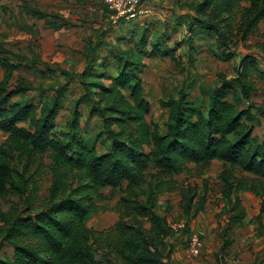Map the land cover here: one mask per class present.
I'll return each instance as SVG.
<instances>
[{
	"label": "trees",
	"instance_id": "trees-1",
	"mask_svg": "<svg viewBox=\"0 0 264 264\" xmlns=\"http://www.w3.org/2000/svg\"><path fill=\"white\" fill-rule=\"evenodd\" d=\"M185 7L191 18L187 42L203 35L213 38L221 50L215 57L224 62L236 57L234 49L264 21V0H201ZM23 8L51 29L72 26L26 2ZM150 35L145 28L133 48L114 54L115 76L108 75L107 60L100 64L101 72L95 61L78 73L84 96L75 103L66 130H57L56 124L64 88L38 103L27 99L32 83L11 81L29 66L14 62L15 54L0 47V131L7 135L0 145V200L10 204L6 212L0 207V243L13 249V257L1 256L0 264H171L177 238L156 210L160 196L180 188L177 175L201 177L213 161L230 168L220 174L222 197L232 203L224 235L245 219L240 194L264 193V138L254 135L264 116L250 101L254 86L249 79L258 60L241 56L237 76L222 78L205 101L190 100L182 91L162 101L168 121L161 132L147 120L151 104L141 77L143 60L176 61L178 48L163 40L151 42ZM34 63L68 79L76 76L40 60ZM260 74L264 78V71ZM81 100L90 104V116L100 120L96 139L83 128ZM104 137L107 146L100 144ZM108 188L120 194L118 220L106 230H93L87 218L103 209L97 200ZM180 193L181 210L195 219L205 209V193L198 184L183 186ZM181 232L187 236L189 225ZM231 243L224 240L221 250Z\"/></svg>",
	"mask_w": 264,
	"mask_h": 264
},
{
	"label": "rangeland",
	"instance_id": "rangeland-1",
	"mask_svg": "<svg viewBox=\"0 0 264 264\" xmlns=\"http://www.w3.org/2000/svg\"><path fill=\"white\" fill-rule=\"evenodd\" d=\"M200 1L146 0V6L151 9L149 16L128 23L115 24L105 8L104 0H2L0 3V47L15 54L11 57L14 62L29 66L28 69L16 72L11 83L16 84L22 79L29 80L34 91L30 92L26 98L36 103L41 98L44 99L53 94L55 89L63 87V103L56 124L57 130H66V122L71 118L75 103L84 96L78 73L93 66L95 61V70L101 72L100 64L107 60V73L109 76H115L118 71V62L113 57L114 54L133 48L142 31L148 28L151 31V42L163 40L170 46L180 44L176 61L170 58L143 60L145 67L141 77L144 81L145 96L151 104V113L147 116L149 123L156 124L160 131L164 132L168 121V111L160 106L162 101L170 97L177 98L181 91L187 93L190 100L205 101L222 78L234 79L243 56L242 50L246 51V56L251 55L258 60L256 63L258 68H253L249 76L254 86L250 101L256 105L255 110H259L264 116V78L260 74L264 71V22L245 43L238 44L234 49L236 57L232 61H220L215 55L221 50L215 45L213 38L203 35L202 38L194 37L191 42H187L191 37L187 22L191 18L185 5ZM25 2L42 11L60 15L72 26L61 29L49 28L44 20L33 18L25 12L23 8ZM36 60L48 64L51 69L58 68L76 76L68 79L59 72L49 71L41 64L34 63ZM3 76L4 71L0 67V81ZM105 83L109 84L108 81ZM238 105L241 109L245 108V103L242 101ZM90 108L89 103L81 100L83 128L88 137L96 139L102 129L98 117L90 116ZM261 122V126L255 129L254 135L262 139L264 138V117ZM6 139L7 135L0 131V145ZM100 144L107 146V139L101 138ZM191 167L194 166L191 165ZM225 169L230 170L221 162L213 161L201 177L189 173L177 175L175 178L180 188L160 196L158 200L156 211L159 215L165 216L170 224L182 221L189 225L190 233H186L187 236L184 232L173 230L184 251L187 249L192 233L201 236V254L198 257H192L196 264H229V261L233 259L230 246L225 251L221 250L224 240L232 242L231 233L223 234L228 210L232 205L222 197L223 183L220 180V174ZM234 175L251 176L240 172H234ZM50 180V176L47 177L43 196L47 195ZM205 182H207L206 187ZM188 184H198L200 192L205 193L206 198L204 211L193 220H189L180 208L181 187ZM101 194L103 197L98 199L97 203L103 209L87 218V226L97 231L113 226L119 217L116 206L120 194L109 188L102 190ZM240 196L246 202H244L245 205L242 203L241 209L251 214L254 203L244 194ZM263 197L264 195L258 199L262 200ZM260 204V214L253 215L249 223L239 225L240 228L247 229H251L252 225H258L259 233L255 234L256 236L264 234V223L261 222V219H264V201ZM0 207L6 212L10 204L0 200ZM3 255L12 258L13 249L6 244L2 246L0 243V257Z\"/></svg>",
	"mask_w": 264,
	"mask_h": 264
},
{
	"label": "crops",
	"instance_id": "crops-1",
	"mask_svg": "<svg viewBox=\"0 0 264 264\" xmlns=\"http://www.w3.org/2000/svg\"><path fill=\"white\" fill-rule=\"evenodd\" d=\"M263 22L264 21H262V23ZM199 38H202V37L199 36L198 39ZM167 44H168V42H167ZM168 46L170 48H178L177 52L180 49V46L179 47H177L175 45L170 46L169 44H168ZM154 59H156V58H154ZM251 99H252V97H251ZM261 124H262V122H261ZM241 194H244L247 197V199H249L250 201H252L254 203L253 204L254 210L251 214H249L247 211L243 210L245 212L246 216H245V219L242 223L247 224V223H249V221L251 220L253 215L257 216L260 214V208H261L260 203H261V201H264V197L262 200L258 199V197H261L262 195H264V193L261 196H257V197H256V195L251 194L249 192L241 193ZM240 199H241V202L244 204L245 200L243 199V197L240 196ZM246 201H248V200H246ZM261 222L264 223V219H261ZM257 229H258V225H252L251 229L240 228V226L238 225L236 227H233L229 231V233H231V235H232V243L230 245V250H231L230 254L233 256V259L239 260L242 264H264V243H263L264 242V234L256 236L255 234L259 233L257 231ZM176 241L177 242H175L173 240V242L175 243V247H174L172 257H171V264H196L195 260H193L192 258L187 256L186 251H184L183 247L180 245V240L177 239ZM184 242H185V240H184ZM215 264H217V263H215Z\"/></svg>",
	"mask_w": 264,
	"mask_h": 264
},
{
	"label": "built area",
	"instance_id": "built-area-1",
	"mask_svg": "<svg viewBox=\"0 0 264 264\" xmlns=\"http://www.w3.org/2000/svg\"><path fill=\"white\" fill-rule=\"evenodd\" d=\"M111 19L115 24L119 22H131L147 17L151 10L146 6V0H104ZM169 227L175 231H182L186 228L185 222L170 224ZM186 249L188 257H198L202 250V238L199 234L192 233ZM229 264H242L239 260L232 259Z\"/></svg>",
	"mask_w": 264,
	"mask_h": 264
},
{
	"label": "water",
	"instance_id": "water-1",
	"mask_svg": "<svg viewBox=\"0 0 264 264\" xmlns=\"http://www.w3.org/2000/svg\"><path fill=\"white\" fill-rule=\"evenodd\" d=\"M241 54L245 57L246 56V51H241Z\"/></svg>",
	"mask_w": 264,
	"mask_h": 264
}]
</instances>
